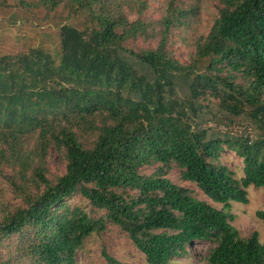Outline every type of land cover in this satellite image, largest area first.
Masks as SVG:
<instances>
[{
  "label": "trees",
  "instance_id": "trees-1",
  "mask_svg": "<svg viewBox=\"0 0 264 264\" xmlns=\"http://www.w3.org/2000/svg\"><path fill=\"white\" fill-rule=\"evenodd\" d=\"M188 1L158 19L144 15L146 0L25 2L48 11L64 2L89 25L61 27L58 60L38 47L0 57V175L19 200L0 210V264H77L109 224L148 264H169L203 242L212 243L208 264H264L258 232L242 237L230 223L231 202L248 203L247 188L264 186V0H219L183 65L167 46L199 13L202 0ZM138 38L156 45L127 47ZM173 66L193 79L187 115L164 99ZM193 98L245 112L261 133L209 137L189 120L203 106ZM52 148L64 164L53 179ZM225 150L241 159L240 177L223 162ZM173 164L221 207L169 179ZM256 215L264 219V209ZM100 250L107 264H133Z\"/></svg>",
  "mask_w": 264,
  "mask_h": 264
},
{
  "label": "rangeland",
  "instance_id": "rangeland-1",
  "mask_svg": "<svg viewBox=\"0 0 264 264\" xmlns=\"http://www.w3.org/2000/svg\"><path fill=\"white\" fill-rule=\"evenodd\" d=\"M146 1L148 2V9L146 8L143 13L151 19L161 18L171 3L173 6H185L189 3L188 0ZM25 2H30V0H0V57L19 55L38 47L48 51L58 60L61 27L70 25L84 30L89 25L86 15L82 11H78L74 7H68L64 2L50 11L44 6L39 8L26 6ZM220 4L219 0H202L199 13L192 21L193 24L187 28L173 30L167 47L171 56L180 64L190 63V57L195 51L193 42L200 35L208 33L218 15ZM126 45L134 50H139L154 47L156 42H145L138 38L134 41H128ZM172 76L175 87L170 93V98L165 92L164 99L167 102L175 99L178 110L180 112L184 111L187 115L190 111L185 100L188 96H193L192 92L194 93V91L188 86L189 82L193 83V79L190 75L185 74L183 67L178 66H173ZM193 99V102L201 103L203 106L199 107L196 114H192L189 120H191L195 129H206L209 137L232 136L234 134L256 137L261 133L258 124L249 118L245 112L234 115L233 112L218 108L213 102L206 105L200 98ZM61 156L57 149L52 148L50 150L47 165L48 175L51 179L55 178L56 175H60L64 170ZM222 158L223 162L235 172L237 177L242 175V165L239 157L233 152L225 150ZM141 171L148 172L149 168L143 166ZM167 176L174 183L191 188L197 198L206 200L217 208L221 207L220 203L212 201L193 183L183 180L180 177V169L175 164H173ZM8 185L4 183L0 175V210L5 202L10 204L19 202L8 188ZM247 193L248 203L231 202V213L234 215V219L230 223L238 229L242 237H248L252 232L257 231L260 241H264V219L256 215L257 210L264 209V186L255 187L250 185L247 188ZM102 246L112 256L121 261L133 264H148L143 253L133 245L127 233L112 224L108 225L107 230L102 232L100 237L91 239L85 248L77 253V264H107L101 255L100 249ZM211 246L212 243L209 242L192 245L187 248L185 255L174 258L169 264H208L206 256Z\"/></svg>",
  "mask_w": 264,
  "mask_h": 264
}]
</instances>
